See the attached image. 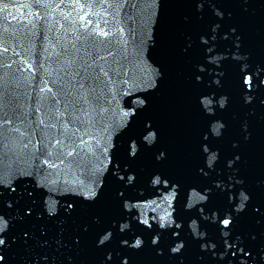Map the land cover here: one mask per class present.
I'll return each mask as SVG.
<instances>
[{
    "label": "water",
    "instance_id": "95a60500",
    "mask_svg": "<svg viewBox=\"0 0 264 264\" xmlns=\"http://www.w3.org/2000/svg\"><path fill=\"white\" fill-rule=\"evenodd\" d=\"M2 2L8 3L9 8L6 12H0V28L6 23L11 28L16 25V21H11L10 18L5 20L7 12L16 14L13 5L31 4L33 0ZM41 2L52 8L60 4L61 9H57L54 15L61 18V22L69 27L72 20H76L79 26V16L85 12L100 13L99 16L86 18L93 20L90 27H96L97 21H100V27H105L103 20L107 19L109 25L105 30H109L117 27L118 21V27L124 29V38L128 40L126 67L133 95L120 94L116 101L109 105L111 110L107 114L106 122L111 126V140L109 141L103 132L99 133L100 136H104V142L115 144L112 151L113 164L119 162L122 169L124 164H128L133 174L137 176L135 186L127 190V195L133 198L129 200L130 204L142 206L131 208L129 213L131 218L126 216L121 223L127 222L133 230H139L144 226L138 225L137 218L143 219L144 215L149 218L163 215L166 204H162L155 212L152 211L154 205L147 206L151 201L159 202L164 195L173 193L171 186L165 187L162 183L152 184V174L162 173L170 181L177 182L175 198L172 200L173 207L169 211H172L171 219L174 221L172 228H175V223L181 224V236L186 241V247L180 256L183 264H241L240 261L231 258L230 254L225 253L224 237L219 233L218 226L209 227L206 222L201 221L204 216L210 215L208 209H219L222 215V210L229 207L226 197L220 194L216 185L218 183L223 185L226 177L231 174L232 170L227 168L226 160L233 154H239L240 161L237 164L235 179L242 182L240 187L248 193L250 200L246 202V210L236 214L235 228L245 236L250 234L256 237L254 242L248 241L254 253L264 247V216L252 211L253 206H259L264 211V103H261L264 100V0H247L246 3L242 0H205L199 13L191 0H41ZM81 4L84 5L83 9L80 8ZM211 4H215L223 13L221 17L214 15L209 6ZM32 10L36 11L37 7L33 6ZM39 10L43 12L45 9ZM69 12L72 15L67 21L63 20V13ZM212 22L220 25L216 40L212 44L214 51L210 54L220 63L215 71L224 72L219 88L211 84L212 76L215 75L211 71L214 67L212 65H208L205 73L201 74L202 83H196L194 79L195 65L205 63L204 45L200 44L199 35L206 33ZM230 28L236 29L234 35L229 34ZM235 36H239L238 49L233 42ZM186 37H191L194 41L193 48L188 52L182 51ZM15 67L14 65L13 68ZM248 76L253 77L254 87L251 92L243 84V79ZM153 81L155 87L152 86ZM257 81L260 82L258 86ZM208 91L222 93L227 100L223 109H219V97H216L211 105L212 113L219 117V122L226 127L222 130L221 137L212 141L213 150L218 153V158L212 162L214 171L209 169V175L205 177L199 174V168L204 166L207 168L208 165L207 156L200 151V142L202 133L207 131L208 120L212 119V114L202 112L201 108L204 105L199 104L198 97ZM246 95H251L252 101L246 102ZM136 96L145 99V106L141 108L135 105L137 115L121 119V109L128 110L133 107ZM128 122L130 123L126 127ZM149 122L153 123L158 133L154 146L145 147L141 143L136 157L129 158V140L135 137L139 142L140 133ZM215 122L213 120V123ZM245 123L246 131L250 134L247 141L244 140ZM5 144L7 146L0 150V191L4 186L16 184L18 181L21 182L17 193L35 188L34 211L37 216L43 214V219L37 220L36 223L45 224L52 236H58L61 228L64 229L62 235L67 246L60 250L54 245L46 249L43 254L48 257L47 264H69L68 257H71V264H100L104 250L116 245L108 244L97 248V232L108 226L110 221L122 218L124 211L129 212V209H122L116 197L122 182L117 181L112 174L113 164L108 165V172L105 170L102 173L103 183L98 190L97 199L89 202L83 200L78 191L80 181L84 182L85 188L89 185L88 177L91 171L66 161L65 166H60L62 169L60 182L51 184L44 175H26L36 166L28 150L22 152L18 145L9 144L7 141ZM160 150L165 151L167 158L157 162L154 156ZM96 156L99 159H90L89 162L92 167L99 165L102 168L103 164L100 161L106 163V160L99 152ZM65 172L68 174L66 177ZM65 179L68 181L67 184L63 183ZM73 180L77 181L76 185L71 183ZM205 186L212 191L207 201L199 199V196L204 195L201 188ZM240 191L238 189L235 192L236 198L234 197L232 201L234 211L240 202ZM69 202L74 203V210L71 215H66L64 208ZM50 208L55 209L54 218L47 215ZM201 208H205L202 215ZM5 211L11 213L13 210ZM95 220L100 222L99 225L94 223ZM133 220H136L137 224L133 225ZM192 220H196L197 226L201 225L199 231L207 233L204 238L192 234ZM62 221L65 223H61ZM153 223L152 231L158 230L159 223ZM85 225L89 226L88 232L83 231ZM18 231V227L10 228L5 235L10 237ZM152 231L144 230L142 237L146 241L144 248L124 253L129 256L131 264H178V258L169 255L170 241H167V237L165 240L162 237L160 245L163 254L156 255L155 247L149 243ZM160 231L166 232L168 229ZM74 237L80 239L78 246L72 245ZM199 239H211L217 247L200 248ZM39 251L34 246L26 250L24 246L13 245L8 250L6 259H9L10 264H24L26 260L32 259L34 252ZM256 258L259 260V256Z\"/></svg>",
    "mask_w": 264,
    "mask_h": 264
},
{
    "label": "snow or ice",
    "instance_id": "6c2138e0",
    "mask_svg": "<svg viewBox=\"0 0 264 264\" xmlns=\"http://www.w3.org/2000/svg\"><path fill=\"white\" fill-rule=\"evenodd\" d=\"M195 3L197 12L203 8L205 0H191ZM247 2V0H242ZM33 6L37 7L33 11ZM215 16L221 17L223 13L215 7V4L209 5ZM15 13L8 11L5 20L10 18L16 21V25L11 28L6 23L0 28V150L7 145L5 141L12 145H18L21 151L28 150L31 158L36 163L32 171L26 173L28 176L44 175L45 179L51 184L60 182L61 171L60 166H65L66 161L77 167L85 168L91 171L88 177L90 183L85 188L84 182H79L78 195L83 197L85 201H95L98 197V190L103 183L102 173L109 171V164H113L112 151L115 144L104 142V136L111 140L110 125L107 123V114L110 112L109 105L116 101L117 96H132L133 93L129 87L130 78L126 63L128 61V40L124 38V29L117 27L105 30L109 25L107 19L103 20L105 27H100V21L96 22V27H90L93 24L90 16H99L100 13L85 12L79 16L80 24L77 26L76 20L70 22L71 26H66L61 22V18L54 15L57 9H61L60 4H56L54 8L50 5L42 4L41 0H33L31 4L22 3L19 6L13 5ZM91 7V5H89ZM9 8L8 3L0 0V12H6ZM44 8L41 12L39 9ZM51 8L49 11L48 9ZM83 9L84 5L81 4ZM23 10H27L26 12ZM62 11V10H61ZM72 15L71 12L63 13L62 19L67 21ZM200 18V17H198ZM220 25L212 22L206 33L199 35L201 45H204V64L195 65L194 79L196 83H202V75L205 73L208 65L214 66L211 71L215 73L212 76L211 84L217 88L222 85L223 71L216 72L220 63L212 54L214 49L212 44L216 40L217 29ZM229 34H235L236 29L230 28ZM207 37V38H206ZM235 47L239 48V36H235ZM194 41L191 37H186L185 45L182 51L188 52L193 48ZM16 66L13 68V66ZM243 71V69H242ZM215 77V78H213ZM256 82V86L259 85ZM243 84L247 86L249 92L252 91L253 77L248 76L243 79ZM155 87V81L152 82ZM219 97V109H223L227 97L216 91L203 92L198 97L199 104H203L201 108L204 114L211 113L212 119L208 120L207 131L202 133L200 142V151L207 156V168H199V174L207 177L209 169L213 170L212 162L218 158V153L213 150L212 141L218 139L222 135V130L226 125L219 122V117H215L212 113L211 105L213 100ZM251 95H246V102L252 101ZM264 103V100L261 101ZM146 104L145 99L136 96L133 100V107L128 110L121 109L120 118L134 117L137 115L135 105L141 108ZM213 120L216 122L213 123ZM131 121V120H130ZM130 122L126 124V127ZM247 123L244 127V140L249 139L247 133ZM103 132L104 136L99 133ZM147 133V135H145ZM142 137V139H141ZM158 138V133L152 122L147 123L137 138L133 137L128 142V156L135 158L140 151V144L145 147L154 146V141ZM145 141L147 144H145ZM236 144H233L235 147ZM99 152L106 160L100 161L103 164L92 167L90 159H99L96 153ZM157 162L166 159L164 150H160L154 156ZM240 161L239 154H233L231 158L226 160L228 169H231L223 185L217 184L216 189L220 190V194L225 196L229 207L222 210L208 209L210 213L204 216L203 220L209 227L218 226L219 233L224 237L223 245L226 254L234 260L240 261L241 264H264V247L253 252V248L249 247L248 241L254 242V235L245 236L243 233L236 231L237 213L246 210V202L250 200L248 193L240 187L242 182L235 179L238 171L237 164ZM58 162V163H57ZM46 166V167H44ZM53 170V171H49ZM112 174L117 181L122 182V187L116 192V197L120 201L122 209H129L120 219L112 220L108 226L102 227L96 235V247L101 248L108 244H115L116 247L106 248L103 253V259L100 264H131L129 256L126 252L138 251L145 247L144 230L152 231L153 222L159 223V228L152 231L149 243L155 247L157 256L163 254L160 247L162 237L167 241L168 252L171 256L178 258V264H183L180 259L182 251L186 247V241L181 236L182 226L175 223L171 219L172 200L175 198V189L177 182H172L162 173H153L151 182L153 185L171 186L173 193L164 195L157 202L153 200L147 206H152L155 212L161 208L162 204H166L163 209V215H156L149 218L144 215L143 219H139L138 225H143L139 230H133L129 223H121L125 217L131 218L130 209L133 207H141L142 205L130 204L129 200L133 199L127 195V190L135 186L137 176L134 175L130 165L124 164L123 169L119 162L113 164ZM65 177L68 175L64 173ZM126 177V178H125ZM10 184L4 186L0 191V264H10L6 259L8 250L13 245L24 246L25 249H32L33 246L39 249L34 252L31 260H26L24 264H47L48 257L43 252L51 248L53 245L57 250L67 246L61 228L58 236L49 234L45 224H37V220L43 219V214L36 215L35 188L32 190L24 189L17 193L18 185ZM63 183L67 184L65 179ZM73 185L77 184L76 180L71 181ZM39 187V185H37ZM240 189V202L233 210L232 201L235 192ZM204 195L199 199L207 201L212 194L211 189L207 186L201 188ZM7 193V195H5ZM15 193V195H13ZM236 198V197H235ZM27 201V203H22ZM6 209L13 210L6 213ZM74 210V203H67L64 208L66 215H71ZM55 209L50 208L47 215L54 218ZM252 211L257 215L264 216L261 207L253 206ZM205 212V208L200 209L201 215ZM7 215V218H6ZM150 219L152 222H150ZM210 222V223H209ZM61 223H65L62 221ZM95 224L99 225V221L95 220ZM133 225L137 224L136 220L132 221ZM19 228L10 237L5 233L10 228ZM196 220H192V234L204 238L207 233L199 231ZM167 228L168 231L161 232V229ZM170 230V231H169ZM83 231L88 232L89 226H83ZM200 248L217 247L211 239H199ZM80 239L74 237L73 246H78ZM215 255V253H213ZM114 256L116 260H114ZM259 256V260H257ZM71 264V257H68Z\"/></svg>",
    "mask_w": 264,
    "mask_h": 264
}]
</instances>
